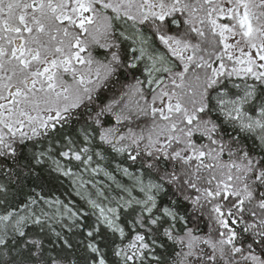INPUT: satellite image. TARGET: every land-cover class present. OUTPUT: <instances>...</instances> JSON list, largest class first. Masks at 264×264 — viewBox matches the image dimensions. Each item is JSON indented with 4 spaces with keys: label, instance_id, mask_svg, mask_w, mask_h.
<instances>
[{
    "label": "snow or ice",
    "instance_id": "obj_1",
    "mask_svg": "<svg viewBox=\"0 0 264 264\" xmlns=\"http://www.w3.org/2000/svg\"><path fill=\"white\" fill-rule=\"evenodd\" d=\"M0 264H264V0H0Z\"/></svg>",
    "mask_w": 264,
    "mask_h": 264
}]
</instances>
